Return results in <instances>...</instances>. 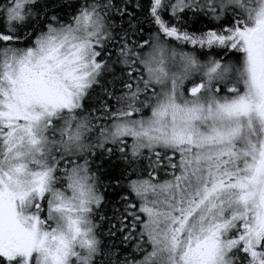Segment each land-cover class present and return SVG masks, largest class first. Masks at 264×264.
<instances>
[{
    "label": "snow or ice",
    "instance_id": "6c2138e0",
    "mask_svg": "<svg viewBox=\"0 0 264 264\" xmlns=\"http://www.w3.org/2000/svg\"><path fill=\"white\" fill-rule=\"evenodd\" d=\"M0 264H264V0H0Z\"/></svg>",
    "mask_w": 264,
    "mask_h": 264
}]
</instances>
